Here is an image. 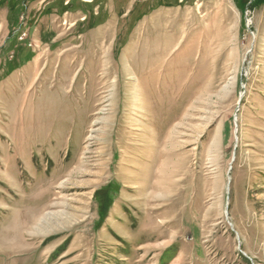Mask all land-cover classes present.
Masks as SVG:
<instances>
[{"label": "rangeland", "instance_id": "rangeland-1", "mask_svg": "<svg viewBox=\"0 0 264 264\" xmlns=\"http://www.w3.org/2000/svg\"><path fill=\"white\" fill-rule=\"evenodd\" d=\"M0 264H264V0H0Z\"/></svg>", "mask_w": 264, "mask_h": 264}, {"label": "bare ground", "instance_id": "bare-ground-1", "mask_svg": "<svg viewBox=\"0 0 264 264\" xmlns=\"http://www.w3.org/2000/svg\"><path fill=\"white\" fill-rule=\"evenodd\" d=\"M162 167V166H161ZM163 168V167H162ZM163 170V169H162ZM168 170V169H167ZM166 170V171H167ZM166 187V186H165ZM168 188V187H167ZM170 188V187H169ZM62 214V213H61ZM56 215H58V216H60V212L59 213H55L53 216H56ZM47 216H49V215H47ZM53 221V220H52ZM41 222H42V220L40 219V220H38V224H41ZM44 224L43 225H45V222H43ZM37 224V225H38ZM39 226V225H38ZM54 226V225H53ZM37 229V228H36ZM40 230V229H39ZM39 233H41V232H39Z\"/></svg>", "mask_w": 264, "mask_h": 264}]
</instances>
